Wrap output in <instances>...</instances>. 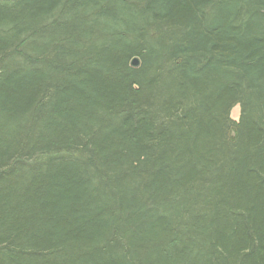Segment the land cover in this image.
I'll return each mask as SVG.
<instances>
[{"label": "trees", "instance_id": "obj_1", "mask_svg": "<svg viewBox=\"0 0 264 264\" xmlns=\"http://www.w3.org/2000/svg\"><path fill=\"white\" fill-rule=\"evenodd\" d=\"M0 264H264V0H0Z\"/></svg>", "mask_w": 264, "mask_h": 264}, {"label": "rangeland", "instance_id": "obj_2", "mask_svg": "<svg viewBox=\"0 0 264 264\" xmlns=\"http://www.w3.org/2000/svg\"><path fill=\"white\" fill-rule=\"evenodd\" d=\"M240 113H241L240 108L238 106L235 107V109L232 110V114H231L232 119L235 121L238 120L240 117Z\"/></svg>", "mask_w": 264, "mask_h": 264}, {"label": "water", "instance_id": "obj_3", "mask_svg": "<svg viewBox=\"0 0 264 264\" xmlns=\"http://www.w3.org/2000/svg\"><path fill=\"white\" fill-rule=\"evenodd\" d=\"M140 64H141V61L135 57L132 62H131V67L134 69V68H139L140 67Z\"/></svg>", "mask_w": 264, "mask_h": 264}]
</instances>
